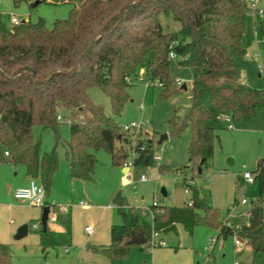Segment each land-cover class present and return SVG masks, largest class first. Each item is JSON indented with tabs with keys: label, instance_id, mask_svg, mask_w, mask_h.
Wrapping results in <instances>:
<instances>
[{
	"label": "trees",
	"instance_id": "obj_1",
	"mask_svg": "<svg viewBox=\"0 0 264 264\" xmlns=\"http://www.w3.org/2000/svg\"><path fill=\"white\" fill-rule=\"evenodd\" d=\"M59 1L72 7L68 17L56 20L52 28L40 19L10 27L0 22V162L22 165L26 175L44 187L45 196L59 168V144L74 179L94 180L98 149L110 154L113 166L127 162L129 141L104 107L89 98L91 86L109 97L112 114L119 115L139 69L152 84L158 83L159 97L165 98L178 89L171 79V63L191 67L190 106L181 119L174 115L169 120L173 135L186 129L190 133L187 153L191 162L177 168L181 172L197 171L198 166L202 171L211 165L217 130L226 125L220 116L228 115L232 122L249 120L264 109V88L243 81L237 62L245 52L246 0ZM162 13L177 20L180 29L165 31L159 18ZM258 28L264 36V15ZM170 51L174 57H169ZM60 121L69 125L66 140L59 134ZM35 125L51 129V151H42L40 142L34 140ZM135 151L133 166L153 164L150 139L139 138ZM169 169L158 165L160 172ZM254 178L259 180V195L251 201L246 222L239 225H224L219 211L198 195L186 177L183 184L191 190V198L185 206H151V224L140 211H126L115 196L123 222L110 225V242L100 249L113 260L129 253L135 244L130 242L133 236L146 238L138 244L144 249L149 247L152 230L161 241L163 234L176 230V224L191 233L201 223L216 228L218 236L236 235L254 252H264V157L257 159ZM40 243L45 247L56 244L50 229L40 230ZM9 260L8 247L0 243V264Z\"/></svg>",
	"mask_w": 264,
	"mask_h": 264
},
{
	"label": "rangeland",
	"instance_id": "obj_2",
	"mask_svg": "<svg viewBox=\"0 0 264 264\" xmlns=\"http://www.w3.org/2000/svg\"><path fill=\"white\" fill-rule=\"evenodd\" d=\"M33 3L32 0L18 4L13 0H0L1 22L10 27V17L14 14L21 21L37 22L40 19L47 28H52L56 20L68 17L72 7L59 0ZM246 3L249 10L242 38L245 52L238 56L237 62L243 79L250 86L264 88V36L258 28L261 16L249 0ZM256 7L264 9V0H258ZM159 18L165 31L175 32L181 27L171 15L162 13ZM170 74L173 82L180 78L187 89L175 84L178 89L161 98V87L152 84L143 69H139L138 76L127 88L129 97L119 115L112 114L110 99L99 87L88 88L89 98L104 107L105 114L113 118L121 132L122 125L131 120H147L143 136L152 141L154 154L160 159L153 160L152 165L131 166L129 173H124L122 167L111 164L106 150L98 149L94 180L76 181L69 175L64 147L59 144L56 148L59 168L52 177L53 187L45 196L49 203L47 225L57 228L52 231L56 241L54 246L45 247L40 243L42 206L28 201L18 202L14 198L11 202L7 196V182L15 179L16 172L20 174L22 165L0 162V205H3L0 243L8 247L9 264H264V252H254L247 243L235 245L232 235L217 238L216 228L201 223L195 224L191 233L177 224L175 232L163 234L162 243L144 249L134 244L126 256L113 260L100 249L110 242V225L123 222L115 196L122 200L121 206L126 211H140L151 224L149 206L154 198L158 205L178 207L185 206L186 199L191 198V190L183 184L184 177L191 179L198 195L219 211L220 219L225 217L227 207L235 201L241 198L248 200L246 205L236 206L243 212L250 205V200L259 195L258 178L248 184L240 177L246 171L255 176L257 158L264 157V109H258L249 120L232 122V127L225 125L217 130L210 166L200 173L196 170L178 171L177 168L191 162L187 153L190 133L186 129L179 136L173 135L169 120L174 115L181 119L190 106L193 69L177 67L172 62ZM58 130L62 139H68L69 125L66 122L60 121ZM32 132L42 151L53 149L54 136L50 128L35 125ZM162 134L167 137L158 142ZM131 158L129 152L127 160ZM158 165H167L170 169L160 172ZM141 175L147 179L140 180ZM128 178L133 183L128 182ZM163 187L169 191L166 196L161 193ZM107 204L111 207L105 210ZM9 205L15 206L13 214ZM145 208L147 210L143 213ZM22 224H27L28 231L23 237L15 238ZM85 225L93 226V233L87 235L83 230ZM65 244L68 245L67 253L62 249Z\"/></svg>",
	"mask_w": 264,
	"mask_h": 264
},
{
	"label": "built area",
	"instance_id": "obj_3",
	"mask_svg": "<svg viewBox=\"0 0 264 264\" xmlns=\"http://www.w3.org/2000/svg\"><path fill=\"white\" fill-rule=\"evenodd\" d=\"M249 1L251 2L252 6H255V9L259 13V15L263 16L264 15V9L256 7V2L258 0H249ZM21 22L22 21L17 16L13 15L11 17L12 25H17ZM168 55H169V57L175 56L173 51H170ZM126 80H129V78H127ZM174 83L177 86H179V85L183 84L184 82H182V80L180 78H176L174 80ZM156 84H158V83H156ZM219 119L222 120L229 127H232V120H231L230 116L222 115L219 117ZM147 125H148V121L143 120V119L131 120L130 122L122 125L123 133L127 134V139L129 141V152L131 153V156H132V158L130 160H127V162L124 164V166H128V168H129V170L126 173H129L130 167L133 166L132 159L136 155L135 145H136L137 140L139 138L144 137L143 136V130L145 129V127ZM4 154L7 155V151H5ZM159 159H160V157L158 155H156V154L153 155V160L157 161ZM242 178L245 179L248 183H252L254 180V176L248 171L243 172ZM139 179L142 181H145L147 179V177L145 175H141ZM128 182L133 183V180L131 178H128ZM187 182L191 183V179L187 180ZM185 190H187V189H185ZM14 196L17 198L23 199V200H27L29 203L34 204V205H40L42 207L45 205L44 187L39 182H37L35 179H30L26 186L17 187L14 190ZM247 203H248V200L246 198H241L240 200L235 201L232 205H229L227 208V211H226V215L222 220V223L224 225H227V226L232 225V224H234L232 222V219L241 215V214L247 220L248 215H249L248 209L243 211V212L242 211L240 212L236 208V206H238V205H246ZM187 205L190 206L191 201H188ZM250 205H251V202H250ZM151 206H158V202H157L156 198L153 199ZM151 206H149V209H150V214L152 215ZM146 210L147 209L145 208L143 213ZM235 225H239V224H235ZM32 227L35 228L36 225L33 224ZM84 230L86 233H90L92 231V226H85ZM158 237H159V233L152 230L149 241H148L149 242L148 246L151 247V246H155L157 244L162 243L163 240L158 241ZM233 241H234V244H236V245L241 243V239L239 237H237L236 235H233ZM64 250H67V246H64ZM45 264H48V263H45Z\"/></svg>",
	"mask_w": 264,
	"mask_h": 264
},
{
	"label": "crops",
	"instance_id": "obj_4",
	"mask_svg": "<svg viewBox=\"0 0 264 264\" xmlns=\"http://www.w3.org/2000/svg\"><path fill=\"white\" fill-rule=\"evenodd\" d=\"M14 14H12L11 15V17L13 16ZM16 16V15H15ZM11 17H10V21H11ZM0 22H1V13H0ZM241 78H242V80L243 81H245L244 79H243V77H242V74H241ZM246 82V81H245ZM247 83V82H246ZM248 84V83H247ZM261 109H263V108H261ZM65 158V157H64ZM260 158V157H259ZM258 159V158H257ZM66 160V159H65ZM66 162H67V160H66ZM67 164H68V162H67ZM115 167H118V166H115ZM119 167H124V166H119ZM68 169H69V166H68ZM94 172H95V169H94ZM124 173H126V172H124ZM15 175H16V177H15V179H13V180H10L9 182H7V196L10 198V200H11V202H12V198H14L16 201H18V202H22V203H25L27 200H23V199H20V198H17V197H15L14 196V190L17 188V187H22V186H26L27 184H28V182H29V180L31 179V178H29L27 175H26V173H25V168L22 166V170H21V172H20V174H19V172H16L15 173ZM69 175H70V173H69ZM71 177V176H70ZM243 181H245V182H247L245 179H243L242 178V176L240 177ZM71 179H73V180H76V181H84V180H80V179H74V178H72L71 177ZM38 182V181H37ZM248 183V182H247ZM248 184H252V183H248ZM14 189V190H13ZM257 199V197H255V198H253V199H251L250 200V202L251 201H253V200H256ZM80 204L81 205H84L83 204V202H80ZM45 205H47V206H49V203L48 202H46L45 201ZM244 206V205H243ZM250 206V205H249ZM249 206L247 207V209L249 208ZM9 207V211L11 210L12 211V214L14 213V205H9L8 206ZM111 206L109 205V204H107L106 206H105V210H107V209H109ZM123 207V206H122ZM14 208V209H13ZM124 208V207H123ZM228 208V207H227ZM240 209V210H239ZM3 210V205H0V216H2V213L3 212H1ZM238 210L239 211H242L241 210V208H238ZM227 211V210H226ZM52 217H54V215H52ZM232 222L234 223V224H243V223H245L246 222V219L243 217V215L241 214V215H239V216H237V217H235V218H233L232 219ZM177 225V224H176ZM85 226H91V225H85ZM84 226V227H85ZM264 226V225H263ZM54 227V225L53 226H51V227H48V225H47V228L48 229H50L51 231H53L54 229L55 230H57V228H53ZM93 229H94V227L92 226V231L90 232V233H86L85 232V230H84V232L87 234V235H89V234H91V233H93ZM176 231V230H175ZM175 231H173V232H175ZM167 234V233H166ZM219 236L217 235V238H218ZM162 238H163V235H162ZM217 238H215V240L217 239ZM225 238V237H224ZM242 243H246L245 242V240H241V244ZM236 245V244H235ZM239 245V244H238ZM64 246H67V250H64ZM62 249H63V251L64 252H68V245L67 244H65V245H63L62 246ZM43 250H45V248L43 249Z\"/></svg>",
	"mask_w": 264,
	"mask_h": 264
},
{
	"label": "water",
	"instance_id": "obj_5",
	"mask_svg": "<svg viewBox=\"0 0 264 264\" xmlns=\"http://www.w3.org/2000/svg\"><path fill=\"white\" fill-rule=\"evenodd\" d=\"M38 3V0L35 1V4ZM180 88L182 89H187L186 84L183 83L180 85ZM167 137L166 134H162L158 140V142H161L163 139H165ZM151 141V140H150ZM129 170L128 166H124L122 168L123 172H127ZM197 172L200 173L201 172V168L200 166H198L197 168ZM161 193L162 195L166 196L169 194V191L166 188H162L161 189ZM48 214H49V206L44 205L42 207V213H41V218H40V225H41V230L45 231L47 228V219H48ZM28 231V226L27 224H22L21 226L18 227L16 233H15V238H21L24 235H26ZM146 241V238L144 236H133L132 239L130 240L131 243H135V244H141L144 243Z\"/></svg>",
	"mask_w": 264,
	"mask_h": 264
}]
</instances>
